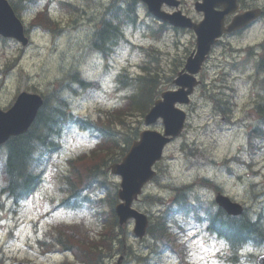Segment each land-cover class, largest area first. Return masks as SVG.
<instances>
[{
  "label": "rangeland",
  "instance_id": "374dc122",
  "mask_svg": "<svg viewBox=\"0 0 264 264\" xmlns=\"http://www.w3.org/2000/svg\"><path fill=\"white\" fill-rule=\"evenodd\" d=\"M43 1L37 4L36 9L41 7ZM72 1L82 2V0ZM110 1L112 0H103V4H108ZM186 1L191 9L195 0ZM138 12L143 24L137 29L127 27V37L135 44H153L158 47L161 50L163 69L170 74L172 62L179 63L185 53L195 48V33L169 30L157 39L148 27L152 19L148 16L146 7L139 5ZM52 14L56 18H62L61 33L53 35L33 29L29 34L31 43L25 49L16 42L0 44V65L7 63L13 65L9 74H0V107L5 108L12 104L21 90L33 87L45 90L51 84L57 85L58 80L75 67L86 78L98 80L101 85L85 93L79 90L67 93L74 112L82 116L96 117L100 109L119 105L124 99L126 90L118 87L117 75L126 67L132 71L137 70L139 50L133 49L131 44L120 45L109 61L91 50L92 32L102 15V11L98 8L89 11L88 14L76 16L61 12L53 6ZM30 18V14L23 16L27 26ZM263 27L264 24H257L240 36L228 37L226 39L229 42L224 41L223 45L220 44L211 53L204 71L206 84L197 88L192 97V103L185 107L188 112V124L184 135L176 138L169 145L163 160L156 166L160 170V180L163 184L179 185L197 182L200 178L207 177L223 185L226 193L235 200L249 204L247 192L249 184L263 183L264 148L253 152L246 135L257 120L255 107H253L257 98L256 87L251 79L255 71L252 63L255 59H250L247 51H237L240 48L246 49L264 42ZM231 46L235 48L231 49ZM174 56L176 57L173 58ZM234 62L240 63L241 66L238 63L232 65L231 63ZM248 62L250 63L245 66ZM226 70L228 74H225ZM209 86L217 94L223 92L221 94L230 96L235 102V123H227V119L214 110L213 100L204 96V91L209 90ZM133 120H136V117H133ZM144 128L162 131L163 124L159 121L147 125L143 120L142 129ZM61 140L62 149L51 157L43 180L33 196L26 200L17 211L13 210L12 202L6 199V195L2 196L3 202L7 200L4 206H0V249L4 264H58L65 255L61 253L43 255L37 243L38 237H41L56 221L71 222L81 219L91 221V210L87 207L74 212L56 207L62 183L55 166L66 171V158L88 149L97 139L87 131L70 126L64 131ZM236 155L246 160V163L242 164L231 159ZM2 157L1 151L0 185ZM108 175L112 182L120 185V176L111 173ZM195 191V195L200 194L207 200H213L215 196L212 190L205 189L200 184H197ZM157 193L163 195L168 202L173 198L172 191L157 183L149 184L144 195ZM99 194L104 196L105 193ZM143 196L137 203V207L151 209L153 212L159 210L158 206L148 205L142 200ZM171 222V229L180 232L184 239L189 240L188 258L191 262L223 264L219 257L223 248L222 244L206 238L205 234L201 233V225H195L190 220L187 223L182 222L181 226L184 229H179L180 226L174 223L173 219ZM129 229L131 233L128 243L133 246L135 252L144 251L143 242L132 235L133 223L129 225ZM249 251L255 254L259 252L257 248H250ZM130 261L132 263L129 264L139 263V259L134 257ZM152 264H177V258L170 251H165L160 256H155Z\"/></svg>",
  "mask_w": 264,
  "mask_h": 264
},
{
  "label": "trees",
  "instance_id": "16d2710c",
  "mask_svg": "<svg viewBox=\"0 0 264 264\" xmlns=\"http://www.w3.org/2000/svg\"><path fill=\"white\" fill-rule=\"evenodd\" d=\"M104 16L100 20L101 27L95 30L91 47L108 57L123 42L126 25L137 22V0H130L125 6H116L113 3L104 7ZM38 23L44 28H54L53 24L48 22ZM153 31L158 36L161 34V29ZM158 52L159 49L154 46L141 48L140 72L132 75L129 71H124L119 75V86L128 91L124 103L119 107L103 112L96 120L68 116L63 94L65 83L62 82L58 89L47 91L46 103L32 127L7 143V156L1 172L7 179L3 190L8 192L9 197L19 200L37 187L41 173L38 171V165L43 162V156L52 155L60 149V136L67 124H76L99 136L95 146L87 152H81L66 160L69 172L63 178L66 184L63 190L69 194L66 201L70 199L68 207L79 209L83 205L87 206L93 213L91 221L56 223L48 230V251L69 250L75 259L68 264H113V259L125 249L128 228L119 226L114 209L118 201L117 186L113 187L109 182L107 169L111 162L119 161L123 157L137 138L142 125L140 117L152 107L164 86L172 82L174 73L182 62L183 58L179 63L172 62V71L167 74ZM256 65L259 74L253 80L259 89L256 105L264 113V52ZM72 81L82 86L88 84L77 71L73 73ZM209 96L213 98L215 105L231 108L232 100L229 97L216 96L213 93ZM224 114L231 115L227 112ZM132 117L137 118L136 123L132 121ZM262 126L263 124L256 126L251 132L252 142H264ZM100 192H104V196H101ZM180 195L182 200L177 201L174 211L185 210L187 206V192H181ZM145 201L164 204L163 198L156 195L145 196ZM168 208L163 206L159 212L146 209L152 221L148 231L151 239L148 238L145 243L148 248L145 264L151 260L152 253L168 245V239H177L170 233L168 220L171 211ZM199 214L200 212H197L198 216ZM210 225L211 229L227 242L232 264L244 261L246 255L242 253L243 247L264 244V219L259 214L253 216L246 213L240 217H225L219 211ZM128 253H132L130 246ZM254 259L250 258V261L253 262ZM0 263H3L1 257Z\"/></svg>",
  "mask_w": 264,
  "mask_h": 264
},
{
  "label": "water",
  "instance_id": "95a60500",
  "mask_svg": "<svg viewBox=\"0 0 264 264\" xmlns=\"http://www.w3.org/2000/svg\"><path fill=\"white\" fill-rule=\"evenodd\" d=\"M148 3L152 12L165 20L171 21L177 26L191 27L197 34V48L190 55L184 69L179 72L174 83L179 86L177 90H169L162 93V98L155 102L154 107L146 116L148 124L163 119L165 126L164 134L156 130H144L140 134V140H136L129 153L121 163L112 165V171L122 175L121 189L118 196L123 201L117 204L116 212L121 225L129 219L134 218L136 225L134 232L137 236L143 237L146 234L149 220L147 215L133 209L132 203L142 191L144 184L156 175L153 170L154 164L161 159L164 146L179 135L183 128L186 113L176 106V103H188L189 95L199 83L197 74L203 62L206 60L212 45L225 32H232L237 28L246 25L253 12L243 13L237 16L232 23L226 27L224 17L233 10L226 7L223 12H216L214 5L220 0H204L205 19L200 23H193L189 18L180 12L168 15L161 11L164 2L177 3L176 0H143ZM234 2V0H221V3ZM0 33L7 36H14L21 40L23 27L17 19L14 11L6 0H0ZM43 99L37 94L22 93L14 106L7 112L0 110V144L9 139L12 135H18L27 131L36 117ZM218 203L230 214H240L243 207L233 202L230 198L221 194L217 196ZM121 260V259H120ZM259 264H264V256L258 258Z\"/></svg>",
  "mask_w": 264,
  "mask_h": 264
},
{
  "label": "flooded vegetation",
  "instance_id": "af4514ba",
  "mask_svg": "<svg viewBox=\"0 0 264 264\" xmlns=\"http://www.w3.org/2000/svg\"><path fill=\"white\" fill-rule=\"evenodd\" d=\"M238 2L240 5V9H239L238 13H241L243 11L250 10V9L259 8L261 11V15H260V17H258L254 21V24L257 23L259 20H264V0H238ZM186 5L184 4V1L181 0V5H180L181 10L186 14H190ZM170 8H172V7H170ZM199 14H200V17L202 18L203 13L200 12ZM233 17H234V15L228 16L226 19V23L227 24L230 23L232 21ZM200 19H198L197 21H199Z\"/></svg>",
  "mask_w": 264,
  "mask_h": 264
}]
</instances>
